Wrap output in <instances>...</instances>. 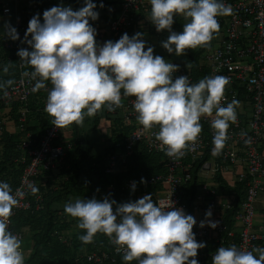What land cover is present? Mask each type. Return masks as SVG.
<instances>
[{
  "label": "clouds",
  "instance_id": "obj_1",
  "mask_svg": "<svg viewBox=\"0 0 264 264\" xmlns=\"http://www.w3.org/2000/svg\"><path fill=\"white\" fill-rule=\"evenodd\" d=\"M148 3L156 31L169 33L161 41L162 47L176 55L187 49L207 47L220 29L217 17L232 13L231 6L223 0H148ZM96 7L94 0H83V6L77 10L52 6L43 11L42 21L40 14H34L28 21L22 42L30 50L21 47L17 55L32 68L33 92L45 88L46 81L51 83L44 110L52 117V125L58 128L73 123L82 125L86 116L120 107L122 95L134 96L138 122L145 130L158 129L154 135L167 156L182 157L197 141L203 116L212 117V155H219L228 140L230 123L237 122L240 103L235 98L222 103L228 78L204 76L196 83H191L188 75L173 78L179 66L154 55L153 46L146 47L144 34L139 31L131 36L125 32L115 41L98 43L97 30L89 23L98 19ZM174 16H183L186 21L180 32L172 29ZM6 34L12 40L19 38L11 25ZM3 71L7 72L8 67ZM11 84L12 80L0 82V90ZM140 182L146 183L143 177ZM26 187L31 194L39 190L31 183ZM130 187L135 190L136 181ZM25 194L19 188L13 191L7 181L0 180V264H25L22 241L9 228L13 209ZM63 211L76 218L78 227L84 230L79 235L83 243H91L97 233L105 234L124 249L125 262L199 264L198 249L205 247V242L195 239L196 219L183 208L174 207L169 197L154 202L149 193L123 203L108 196L77 198L65 203ZM204 215L199 226L216 228L219 222L210 219L211 210ZM211 260L212 264H264V248L242 250L234 244L221 246Z\"/></svg>",
  "mask_w": 264,
  "mask_h": 264
},
{
  "label": "built area",
  "instance_id": "obj_2",
  "mask_svg": "<svg viewBox=\"0 0 264 264\" xmlns=\"http://www.w3.org/2000/svg\"><path fill=\"white\" fill-rule=\"evenodd\" d=\"M223 2L232 8L230 15L217 17L219 24H224L221 31L223 36L200 57L207 67V76L223 75L229 80L224 93L226 99L222 103L226 104L233 98L240 102L237 108V122L230 123L228 140L221 153L212 155V117L203 116L200 120L202 131L197 141L185 150L182 157L167 156L159 147L160 142L154 135L158 129L145 130L138 122L133 108L135 97L122 95L121 106L109 112L115 115L121 124L132 125L133 128L124 136L123 141L115 143L114 150L104 158V174L110 181L97 184L87 195V198H104L114 190L115 184L111 177L125 170L127 158L140 142L149 151L163 154L160 160L164 167L162 172L145 177L146 183H141L140 179L129 178L123 187L129 190L135 199L151 193L154 202L169 197L174 201V207L183 208L185 213L187 210L192 211L191 215L197 221L193 229L195 239L205 242V247L197 252L196 259L199 264H212L211 257L221 246L234 244L238 249L253 250L260 247L259 243L264 244V223L254 224L256 200L264 193V0ZM150 7L148 0H122L116 17L108 23L101 19L89 20L97 30V42L102 44L109 39L117 40L122 31L139 22L140 9L146 11ZM2 11L8 12L9 8L2 7ZM14 26L19 33L15 48L17 52L26 44L22 42L26 30L20 21H15ZM173 30L180 32L178 29ZM13 46L11 41H0L2 49H11ZM169 62L178 65L174 59ZM17 66L18 77L0 93V104L7 107V114L14 103L23 104L19 109L20 120L23 121L27 110L25 105L33 93L35 80L31 75L32 70L25 69V63L20 59ZM178 66L173 78L188 75L189 81L193 83L191 67ZM45 84L46 87L41 89L46 93L42 99L43 109L48 90L51 89L50 82L46 81ZM238 88L243 89L246 100L239 99ZM5 91L7 95L4 94ZM6 123V116L0 119V133L6 128ZM19 130L22 131L23 127L20 126ZM62 130L63 128L51 125L41 135L35 147L29 134L20 138L18 147L22 153L18 161L24 164V168L13 191L19 188L26 194L19 198V206L13 209V215L31 205L30 197L33 194L26 186L29 183L38 186L36 177L44 170L55 172L66 148H71L68 138L61 135ZM56 141L59 143H55ZM227 172L233 176L232 184L224 177ZM216 176L221 178L225 186L215 180ZM133 181H136L135 190L130 187ZM237 183H244L245 193L231 215L233 224L229 225L225 213L233 209L236 196L233 188ZM194 184L195 190L190 193ZM33 197L35 209L41 208V194H34ZM188 201L191 208L188 207ZM209 209L212 212L210 219L219 222L216 228L207 224L204 227L199 226V222L205 219L206 210ZM235 229L238 234L234 239ZM14 234L18 235L21 241L25 236V233L21 232ZM101 235L102 241H99L96 234L93 241L88 243L90 249L83 254L85 261L90 264H117L119 259H122L124 249L112 243L107 235ZM21 248L23 251L22 246ZM123 264H137V261Z\"/></svg>",
  "mask_w": 264,
  "mask_h": 264
},
{
  "label": "trees",
  "instance_id": "obj_3",
  "mask_svg": "<svg viewBox=\"0 0 264 264\" xmlns=\"http://www.w3.org/2000/svg\"><path fill=\"white\" fill-rule=\"evenodd\" d=\"M61 2H75V0H60ZM122 0H103L104 11L100 17L102 21L108 23L116 17L118 7ZM39 9V18L42 21V13L44 11L43 0H35ZM141 16L145 14L149 26L152 27L150 32L154 31L152 21L150 19V9H140ZM182 21L184 17L181 16ZM28 20L21 21V25L26 30ZM224 24H220L218 33H222ZM178 24L173 29H180ZM134 26H129L117 37L123 33L133 35ZM217 34V33H216ZM214 34V37L216 36ZM223 36V35H221ZM30 38V34H29ZM221 37L218 38V41ZM14 46L11 49L0 48V68L8 67V71H0V82L12 80V83L18 77L19 56L15 50L16 40L13 41ZM211 40L207 47H197L195 49H187V56L178 65L190 66L192 69L193 83L198 82L204 76H207V67L201 61L202 54L212 46ZM24 48H29L25 44ZM25 69L32 70L31 66L25 63ZM51 84V83H50ZM9 85L5 86V89ZM52 87V85H51ZM5 89L0 90V93ZM239 90V99L246 100L242 88ZM46 93L41 89L32 93L25 105L26 114L23 121L20 120L19 109L23 106L21 103H14L6 115V119L12 121L16 126L20 125L23 130L16 133H10L6 128L0 133V180L7 181L13 188L19 183L21 172L24 164L20 163L19 157L22 150L18 147L20 138L29 134L33 140V147L37 145L41 135L52 125V117H50L42 106V99ZM106 108L98 111L95 116H86L82 125L73 123L68 127H63L62 136H66L71 142V148L65 150L62 160L57 165L55 172L52 170H44L36 177L37 193L42 196V207L35 209L34 194L30 197L31 205L28 209L16 212L11 217L9 228L13 233L21 232L27 235L31 240L29 251L25 256V264H90L85 261L83 254L90 249L89 244L83 243L79 239V235L83 233V229L73 228L69 215L63 211L64 204L71 201L72 197H81L87 199V195L97 184H105L110 178L104 174V158L114 150L115 143L123 141L125 135L131 131L132 125H123L116 119L113 114H106ZM102 117L110 118V136L106 139L107 144L96 147L90 140L92 132L98 133L97 125ZM92 118V119H90ZM55 143H59L56 141ZM95 143V141H94ZM32 148V147H31ZM163 154L149 151L142 142H140L132 154L127 158L125 170L111 177L114 181V190H111L107 196L114 199L117 203L135 201L134 196L123 187L125 181L129 178L139 180L150 175L160 173L164 170L160 163ZM215 180L222 186L225 184L221 178L216 176ZM191 187L190 193L195 190L196 184ZM233 190L236 192L233 209L226 211L225 217L229 225L233 224L231 215L234 209L238 207L239 202L244 198V183H237ZM95 198L102 199L98 196ZM188 207L191 208L188 201ZM115 208V205H113ZM192 211L187 210L186 214ZM71 218V217H70ZM264 223V222H263ZM74 229V230H73ZM194 229V226H193ZM237 229H235V238H237ZM25 237V236H24ZM97 238L102 241L101 233H97ZM263 243H259L261 246ZM103 245V242L101 243ZM230 246V245H229ZM260 248V247H259ZM125 261L119 259L117 264H123Z\"/></svg>",
  "mask_w": 264,
  "mask_h": 264
},
{
  "label": "crops",
  "instance_id": "obj_4",
  "mask_svg": "<svg viewBox=\"0 0 264 264\" xmlns=\"http://www.w3.org/2000/svg\"><path fill=\"white\" fill-rule=\"evenodd\" d=\"M75 2H61L60 0H43L44 7L43 9H49L52 6H65V7H71L73 10H77L80 7L83 6V0H75ZM146 2V0H145ZM94 3L97 5L96 11H98V19L103 15L104 11V2L103 7H100L101 0H94ZM2 7L9 8L8 12H3ZM40 11L38 7L36 6L35 0H0V41L1 40H7L13 42L12 39L8 37L6 34V29L8 25L14 26L15 21H24L30 19L34 14H38ZM185 19L182 21L181 16H174V23L172 25V29L176 24H178L180 27V31H182L183 24L185 23ZM15 27V26H14ZM152 27L149 26V23L146 19L145 14L141 16V19L139 22L134 26L133 33H136L137 31L142 32L143 39L147 41V45L153 46V52L154 55H161L163 58H165L167 61L170 59L176 60V62H182L186 56H187V50H185L184 53L181 55H176L175 53H168L166 49L162 47L161 41L166 40L168 36V32L166 30L156 31L155 26L153 27L154 31L150 32L149 29ZM222 33H217L215 37H213L212 42L213 44L218 42V38L222 37ZM212 44V45H213ZM0 71H3V67L0 68ZM7 107H4L2 104H0V119L5 117L7 115ZM106 114H110L109 111L105 112ZM7 128L6 130L10 133H16L20 125L17 126L18 130L16 129V126L12 124V121L7 120ZM110 125L111 121L110 118L102 117L99 119L97 130L98 135H100V139L102 137L106 140L110 136ZM99 139V140H100ZM101 139V140H102ZM99 140L96 141L99 143ZM100 140V141H101ZM95 141V140H94ZM95 142V143H96ZM105 143L103 142V145ZM256 206L258 207L259 213L255 215L254 217V224H260L264 222V193L260 194L256 200ZM263 219V221H261ZM261 221V222H260ZM260 248H264V244L260 246ZM28 249V248H27Z\"/></svg>",
  "mask_w": 264,
  "mask_h": 264
},
{
  "label": "rangeland",
  "instance_id": "obj_5",
  "mask_svg": "<svg viewBox=\"0 0 264 264\" xmlns=\"http://www.w3.org/2000/svg\"><path fill=\"white\" fill-rule=\"evenodd\" d=\"M90 119H92V118H90ZM100 139V135H98V133H95V132H92L91 134H90V140L92 141V144H94V145H96V147H97V145H98V147H101L102 145H103V142L105 143V145L107 144V141L106 140H104L105 138L103 137V139H102V137H101V141L99 140ZM94 140H95V142L96 141H98L99 140V143L98 142H96V143H94ZM224 177H225V179L228 181V183L229 184H232L233 182H234V179H233V176H232V174L231 173H229V172H227V173H225L224 174ZM260 196V195H259ZM77 198H80V199H82L81 197H72L71 198V201H74L75 199H77ZM258 198V197H257ZM259 213V211H258V207L256 206V209H255V215H257ZM74 219V221L73 222H71V224H73V228H75V230L76 229H79V227H78V221H77V219L76 218H70L69 220L70 221H72ZM261 221H263V219L261 220ZM260 221V222H261ZM74 230V229H73ZM30 243H31V240L29 239V238H27V235H25V237L23 238V240H22V247H23V253H24V256H27V251L29 250V249H27V248H29V245H30Z\"/></svg>",
  "mask_w": 264,
  "mask_h": 264
}]
</instances>
